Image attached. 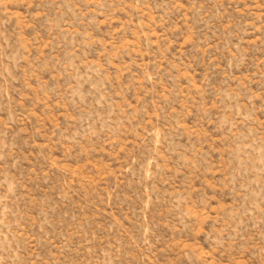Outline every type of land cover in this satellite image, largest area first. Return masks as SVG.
I'll return each mask as SVG.
<instances>
[{"label":"rangeland","instance_id":"obj_1","mask_svg":"<svg viewBox=\"0 0 264 264\" xmlns=\"http://www.w3.org/2000/svg\"><path fill=\"white\" fill-rule=\"evenodd\" d=\"M0 264H264V0H0Z\"/></svg>","mask_w":264,"mask_h":264}]
</instances>
